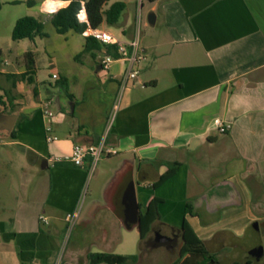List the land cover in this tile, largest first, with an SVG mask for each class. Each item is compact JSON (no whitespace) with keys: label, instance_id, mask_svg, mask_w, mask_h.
<instances>
[{"label":"crops","instance_id":"crops-1","mask_svg":"<svg viewBox=\"0 0 264 264\" xmlns=\"http://www.w3.org/2000/svg\"><path fill=\"white\" fill-rule=\"evenodd\" d=\"M44 2L39 12L48 22ZM59 2L48 0L45 8L68 4ZM143 2L126 0L118 24L99 27L123 43L138 36L144 58L133 64L136 78L121 92L120 80L129 69L125 60L115 59L102 70L104 47L75 60L85 45L84 32L60 34H76L77 51L60 61L48 55V80L38 79L39 37L24 39L25 57L17 54L11 70L0 69L5 81L0 86V264H57L55 227L67 226L65 217L76 209L88 173L87 164L78 167L63 158L74 144L96 143L104 135L105 145L117 153L97 162L108 167L103 197L92 201L90 219L78 214L76 223L103 235V248L111 228L106 220L124 227L116 204L129 181L139 214L152 198L160 201L151 229L181 235L185 221L213 254L210 246L231 249L264 220V0H156L147 2L155 24L146 17L141 27ZM27 71L33 83L8 76ZM61 79L63 89L56 84ZM43 101L54 114L52 142L45 140ZM217 120L230 129L220 134ZM168 172L172 176L153 188ZM23 174L30 179L18 181ZM186 202L193 215L185 213Z\"/></svg>","mask_w":264,"mask_h":264},{"label":"rangeland","instance_id":"rangeland-1","mask_svg":"<svg viewBox=\"0 0 264 264\" xmlns=\"http://www.w3.org/2000/svg\"><path fill=\"white\" fill-rule=\"evenodd\" d=\"M5 1L6 0H0V48L2 50L0 69H4L5 71L11 70L14 67L15 55L19 54L25 57L27 47L29 46L27 40L12 41L11 32L15 21L23 16L38 17L37 19H40L43 23V31L45 33V37L39 39L36 47L37 55L40 58L38 79L40 81L48 80L47 56L52 55L59 61L64 58H70L72 54L77 51L76 47L79 42V37L73 33H69L68 35L57 34L49 21L45 22L41 20L43 19V15L39 12V7L40 2L44 0H34L35 4L32 8H29L26 4L27 0L23 4H7ZM143 3L145 5L141 12V27L146 21L147 14L149 13L147 10V1ZM141 27H139V32L143 29ZM114 30L117 32L115 27ZM82 57L80 59H82ZM17 61H19V63L22 62L20 59ZM70 63L73 64L72 61H70ZM1 76L3 75H0V86L5 82L4 78L2 79ZM41 96H46L43 87H41ZM2 152L0 148V153ZM103 158L106 157H102L101 159ZM107 170L108 167L99 162L91 173H87L75 209L84 220L90 219L89 214L91 210L89 208L91 207L92 201H100V198L103 197L101 188L102 179L104 175H106ZM17 179L18 181L21 180L26 182L30 177L23 174ZM76 223L77 219L72 226H68L67 224L63 230L58 227V224L56 225L55 228L59 233L55 234L57 248L52 258L53 262L63 264V262L70 259L84 262L86 260V255L94 252H107L118 255H138L136 264H172L178 259L181 246V235L176 231L164 236L165 233L163 234L159 228L153 227L146 238L140 241L138 228L136 226L126 229L125 227H118L115 220L107 219L106 226L109 227V224H111V228H108V245L105 246L106 248H103L101 246V238L104 237L103 235L96 233L90 234L88 231H94L95 229H91L90 227L86 228L84 224L77 226ZM44 229L48 230L49 228ZM249 233L250 231L243 237L247 242L250 241V239L248 240ZM210 247V249L216 253L215 255L219 260V264H231L233 260H237L230 248L220 250V247H216L215 245ZM243 249H245V247ZM239 253H241V250L238 249V254H236L239 255ZM254 264H264V254L261 255L257 261H254Z\"/></svg>","mask_w":264,"mask_h":264},{"label":"trees","instance_id":"trees-1","mask_svg":"<svg viewBox=\"0 0 264 264\" xmlns=\"http://www.w3.org/2000/svg\"><path fill=\"white\" fill-rule=\"evenodd\" d=\"M67 1L68 4L60 8L54 14H51L49 22L54 27L56 33L65 34L68 31H74L81 34L87 27L92 29L99 28L102 23L109 26H115L118 24L120 17L125 10L126 0H116L110 3V0H59ZM147 2H154L156 0H144ZM28 7L34 6V0H27ZM83 10L86 16V22L78 20L77 15ZM45 37L43 31V23L31 16H23L16 20L12 32V41H21L27 39L34 41L35 38ZM105 48L107 54L116 56L115 49L112 51V47L99 43L92 37H86L83 50L75 56V60L80 58L86 53H92L93 51H99L101 48ZM92 57L93 54H91ZM2 57V51L0 48V60ZM12 78H18L33 83V78L29 71L20 75H8ZM17 79V80H18ZM63 79L56 82V84L63 89ZM64 90H66L64 88ZM35 93V89H34ZM70 97V96H69ZM0 103H3L0 99ZM173 172H168L160 176L159 181L153 185V188L172 176ZM160 201L155 197L152 198L145 208L140 212L139 216V239L144 240L151 230L152 224L158 219L157 204ZM185 213L193 215L192 206L190 202L185 203ZM181 246L179 249V256L172 264H219V260L216 255L211 253L204 243L196 236L185 221H183L181 227ZM88 264H136L138 261V255H118L107 252H94L88 253L86 256ZM231 264H254L250 259L244 261H234Z\"/></svg>","mask_w":264,"mask_h":264},{"label":"built area","instance_id":"built-area-1","mask_svg":"<svg viewBox=\"0 0 264 264\" xmlns=\"http://www.w3.org/2000/svg\"><path fill=\"white\" fill-rule=\"evenodd\" d=\"M48 0H45L43 5V10L48 14H54L57 12L61 6H57L56 8L47 9L45 8V3ZM59 2V0H53ZM60 3V2H59ZM139 16L140 12L138 10L137 12V26L139 23ZM77 18L81 22H86L85 13L83 10L79 12L77 15ZM84 35L86 37H92L95 40H97L99 43L103 45H111L114 46L115 52L117 56H112L109 54H101L99 56V64L102 70H106L109 66V64L114 61L115 59H123L128 63L129 69L124 74V76L120 80V92L124 90L128 85H131L133 83V80L136 78V72L132 70L133 64L136 62L142 60L144 57L141 54L138 46V36H136L134 39L127 43H123L118 41L111 33H109L106 30H103L101 28H90L87 27L84 30ZM58 78L57 74H52V79L56 80ZM119 94L114 102V105L112 107V111L110 113L107 125H106V133L109 131L111 127V122L114 118L117 104L119 101ZM41 112L44 114V116L47 119L46 126L44 128L45 131V140L46 142H52L56 140L54 136L51 135L52 127L51 122L54 119V114L51 111L50 108V102L49 101H43L40 104ZM216 127L220 134L226 133L230 129L229 124H223L221 121H216ZM105 133V134H106ZM105 135L98 140L96 143L88 144V145H81V144H74L71 154L69 156L64 157L63 159L68 160L70 163H72L74 166L83 167L87 164L88 166V173H91L97 162L101 160L102 157H108L111 155H115L117 151L113 148H110L105 145L104 142ZM78 217V213L76 210L73 212H70L66 215L65 220L68 226H72L75 220ZM40 220L45 222L44 217H40ZM59 264V263H57Z\"/></svg>","mask_w":264,"mask_h":264},{"label":"water","instance_id":"water-1","mask_svg":"<svg viewBox=\"0 0 264 264\" xmlns=\"http://www.w3.org/2000/svg\"><path fill=\"white\" fill-rule=\"evenodd\" d=\"M156 16L153 12L147 15V23L150 26L155 24ZM70 111L72 112L73 104L70 103ZM2 108L0 106V112ZM117 210L121 216V221L126 229H130L136 226L139 230V208L136 204V199L134 195V187L132 181L126 183L123 187L120 197L117 200ZM233 255L235 252L232 253Z\"/></svg>","mask_w":264,"mask_h":264},{"label":"flooded vegetation","instance_id":"flooded-vegetation-1","mask_svg":"<svg viewBox=\"0 0 264 264\" xmlns=\"http://www.w3.org/2000/svg\"><path fill=\"white\" fill-rule=\"evenodd\" d=\"M249 239L250 241L248 242L243 238L234 242L231 245V250L235 252V259L239 261L250 259L254 263V261H257L264 254V220L252 227L248 234ZM244 247L245 249H243ZM238 249L241 250L239 255H237ZM237 260H233L232 262Z\"/></svg>","mask_w":264,"mask_h":264}]
</instances>
